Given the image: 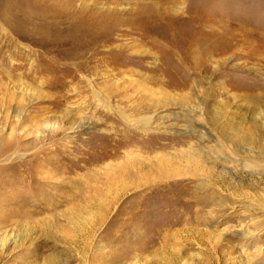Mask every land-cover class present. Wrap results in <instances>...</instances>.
I'll use <instances>...</instances> for the list:
<instances>
[{
  "label": "rangeland",
  "instance_id": "obj_1",
  "mask_svg": "<svg viewBox=\"0 0 264 264\" xmlns=\"http://www.w3.org/2000/svg\"><path fill=\"white\" fill-rule=\"evenodd\" d=\"M11 1L12 21L0 0V264H264V0ZM72 36L90 37L83 41L90 47L72 53L82 45ZM68 38V45L51 46ZM194 51L206 54L205 64L162 56L184 61ZM98 52L120 70L97 64ZM131 54L139 59L127 60ZM152 75L166 85L172 77L178 86L167 90L195 101L212 135L217 159L209 157V165L222 179L202 193L204 181H185L170 198L141 200L140 214L117 213L121 204L102 216L71 213L72 204L86 206L78 193L84 176L75 172L80 145L93 146L86 139L106 119L88 107L86 118L97 126L71 140L68 129L50 135L43 124L68 112L75 119L95 92L104 97L105 88L120 92L131 79ZM182 79L191 86L180 88ZM118 97L111 105L125 107ZM201 97L209 99L207 111ZM180 109L160 113L176 125L167 137L201 142L184 133Z\"/></svg>",
  "mask_w": 264,
  "mask_h": 264
},
{
  "label": "bare ground",
  "instance_id": "obj_2",
  "mask_svg": "<svg viewBox=\"0 0 264 264\" xmlns=\"http://www.w3.org/2000/svg\"><path fill=\"white\" fill-rule=\"evenodd\" d=\"M165 3L166 2L162 3V5H165ZM13 8L12 1L7 0L3 13L6 18L10 17V21L13 19ZM56 32L54 33L56 34ZM71 38L74 40V43L80 41L82 44L78 50L73 51L72 53L90 47L89 44L83 43V41L88 40L90 37H86L87 39L85 40H80L73 36ZM69 39L70 38L63 41L52 40L54 45L51 46L68 45L67 41H70ZM86 45H88V47ZM52 51L55 52L54 50ZM86 53L89 52H86L85 50L83 53L75 55L81 57L83 55L85 56ZM100 53L101 52H98V54ZM55 55L56 54H54V56ZM58 55H65L64 57L68 58L64 52L59 51ZM149 55L154 56L155 54ZM204 55L206 54H199L197 51H194L190 54V58L180 61V58L174 54H162V56H167L170 62L176 61L184 66H189V64L195 66L200 65V63H202V65L203 63L205 64L206 60H204V58L206 56ZM97 57H93L91 59L92 62H94L95 59H100L97 61V64H110L120 70L108 54L107 56L100 54V58L98 57V59ZM126 58L130 61L139 59L132 56V54L126 55ZM137 71L138 70H131V74L135 72L139 73ZM166 72L170 74L168 70ZM61 78L66 85L68 83V81H66L68 77L63 75ZM71 79L73 80L74 78L72 77ZM150 80L151 81L145 82L139 79H131V82H129V84L127 83L128 85L124 88L122 86L123 89L120 92L110 90L111 88H105V90L103 89L104 97H100V94L95 92L96 90L92 91V95L93 92H95L94 98L88 103V105L83 106L81 110L77 111L75 115L77 117L75 119H71V117H69L71 112H68V114L58 120L57 123L55 122L54 124H49L46 122L47 124H43L45 126L44 132H46L48 128H51L49 129L50 135L55 134V132H60L63 129H68V138L71 140L76 134L88 132L95 129L97 126L98 123L91 122L89 118H86V110L90 109L88 107H91L94 115L95 113H102L106 119L104 122L102 121V125L104 126L103 130H98V134L94 135L92 138H85L86 144H92L93 146L87 148L85 145H80V152L75 160L77 166H75V172L76 176H84V178L78 182L80 185L78 183L77 184L80 187V191L78 189L79 196L81 199L86 201V206L81 207L77 206V204H72L71 213L84 215L87 211L92 214L98 213L102 216V214H109L115 206L121 204L116 207L117 213L132 211L130 213L132 215H135V212L140 214L141 200L143 201L159 194L170 198V195H173L176 192L177 186L180 187L186 185L185 181H204L197 185V191H201L202 193L210 192L211 187H209L207 183H210V186H213V182H218L222 179V174L213 170L209 165V157L214 158L212 156L214 153L210 149L212 135L203 123L202 115L195 110V101L188 96L189 94L179 93L177 95H173L167 90L168 85L170 86L173 84L174 86H178L172 77L167 85V81H165L164 78H159L158 76L152 75ZM180 82V88H187L191 86L186 79H182ZM194 90L195 89L192 91ZM193 94H195V91ZM113 96H120L122 98V100L120 98V102L124 103L125 107H121L120 105L113 107L110 101ZM201 99V102H203L207 111L209 107V99L207 100L204 97H201ZM173 107H179L181 108L180 110H182L180 116L186 125L183 124L181 126L187 129L184 133L195 136L199 135L202 140L201 142L198 141L190 143L189 141L187 142L185 138H181L179 140L178 138L171 139L170 137H167L170 135V131L174 130L176 125L171 123L172 121L169 116H161L160 113L165 110H170V108ZM83 114L84 116H81ZM219 115L220 110H215L214 116L216 117ZM45 137L47 136L45 135ZM161 141H165V143H161ZM93 143L96 144L95 147ZM219 150L220 147L217 148L216 153H218ZM213 151L215 152V149H213ZM56 154H58V157L56 163L54 164L60 168L64 165L62 164L63 158L61 157L63 154L59 151H57ZM88 164L91 165L87 166ZM64 168H66V166ZM22 170L25 171L24 175H30L27 168ZM51 174L54 176L60 175L57 172H53ZM20 181L21 183L24 182L23 179ZM25 181L28 185L31 184L29 182L30 180L28 181L25 179ZM33 181L35 180L33 179L32 183ZM51 185L53 184L51 183ZM194 192L195 190L192 193ZM17 200L19 199L17 198ZM185 204H187V206L185 205L186 208H191L189 203L185 202Z\"/></svg>",
  "mask_w": 264,
  "mask_h": 264
}]
</instances>
